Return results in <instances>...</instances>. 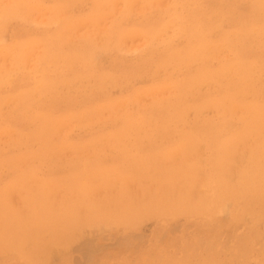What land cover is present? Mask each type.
Listing matches in <instances>:
<instances>
[{
	"label": "rangeland",
	"instance_id": "obj_1",
	"mask_svg": "<svg viewBox=\"0 0 264 264\" xmlns=\"http://www.w3.org/2000/svg\"><path fill=\"white\" fill-rule=\"evenodd\" d=\"M10 1L0 264H264V0Z\"/></svg>",
	"mask_w": 264,
	"mask_h": 264
},
{
	"label": "bare ground",
	"instance_id": "obj_2",
	"mask_svg": "<svg viewBox=\"0 0 264 264\" xmlns=\"http://www.w3.org/2000/svg\"><path fill=\"white\" fill-rule=\"evenodd\" d=\"M11 1L13 2V0H11ZM11 1H10V2H11ZM14 1H15V0H14ZM16 1H17V0H16ZM16 1H15V2H16ZM18 1H19V0H18ZM33 1H34V0H33ZM81 1H82V0H81ZM91 1H92V0H91ZM113 1H114V0H112V2H113ZM115 1H116V0H115ZM126 1H127V0H126ZM132 1H133V0H129V2H132ZM152 1H153V0H150V3H152ZM155 1H156V0H155ZM158 1H159V0H158ZM184 1H185V0H184ZM19 2H20V1H19ZM21 2H23V0H21ZM21 2H20V3H21ZM129 2H128V3H129ZM144 2L146 3V0H145ZM144 2L142 1L141 5H142V4L144 5ZM153 2H154V1H153ZM165 2H166V1H165ZM169 2H170V1H169ZM171 2H172V1H171ZM77 3H78V2H77ZM79 3H80V1H79ZM119 3H121V2L119 1ZM126 3H127V2H126ZM126 3H125V4H126ZM7 4H8V3H6V5H7ZM113 4H116V3L113 2ZM129 4H131V3H129ZM129 4H128V5H129ZM133 4H135V3H133ZM139 4H140V3H139ZM146 4H147V3H146ZM146 4H145V5H146ZM148 4H149V1H148ZM34 5H36V4H34ZM128 5H125V6H128ZM143 5H142V8L144 9ZM153 5H155V6H159V5H157V3H155V4L153 3ZM153 5L151 4L150 6L152 7ZM164 5H165V4H164ZM164 5H162V7H163ZM166 5H167V2H166ZM169 5H170V4H169ZM120 6H121V5H120ZM138 6H139V5H138ZM146 6H147V5H146ZM195 6H196V5H195ZM203 6H204V5H203ZM32 7H33V6H32ZM113 7H114V8H117V9H115V10H118V11H119V9H120L119 6L117 7V5H116V7H115V5H114ZM136 7H137V6H136ZM159 7H161V6H159ZM29 8H30V7H29ZM118 8H119V9H118ZM124 8H126V7H124ZM154 8L156 9V7H154ZM38 9H40V8H38ZM137 9L140 10L141 8L139 7V8H137ZM143 9H141V10H143ZM175 9H176V8H175ZM181 9H182V8H181ZM181 9H180V10H181ZM12 10H13V9H12ZM235 11H236V10H235ZM0 12H1V11H0ZM10 12H11V11H9V14H11ZM35 12H36V11H35ZM143 12H144V11H143ZM179 12H180V11H179ZM14 13L16 14V12H14ZM18 13H19V12H18ZM181 14H182V13H181ZM234 14H235V13H234ZM7 15H8V14H6V17H7ZM4 16H5V15H4ZM15 16H16V15H15ZM24 16H25V15H24ZM38 16H39V15H38ZM38 16H37V17H38ZM91 16H92V15H91ZM91 16H90V17H91ZM99 16H101V14H100ZM103 16H105V15H103ZM107 16H108V15H107ZM234 16H235V15H234ZM49 17H50V16H49ZM105 17H106V16H105ZM246 17H247V16H246ZM34 18H36V16H35ZM44 18H46V17H44ZM56 18H58V17H56ZM56 18H55V19H56ZM59 18H60V17H59ZM99 18H100V17H99ZM102 18L104 19V17H101V19H102ZM37 19H38V18H37ZM96 19H97V18H96ZM105 19H106V18H105ZM87 20H88V19H87ZM87 20H84V21H81V22L84 23V22H87ZM98 20H99V19H98ZM186 20H187V19H186ZM39 21H40V20H39ZM45 21H46V20H45ZM89 21H91V20L89 19ZM89 21H88V22H89ZM98 22H99V21H98ZM82 23H81V24H82ZM92 23L94 24V20L91 21V24H92ZM45 24H46V23H45ZM78 24H79V23H78ZM91 24H90V26H91ZM95 24H96V22H95ZM98 24H99V23H98ZM100 24H102V20H100ZM34 25H36V24H34ZM79 25H80V24H79ZM103 25H104V23L102 24V29L105 30V28H103ZM173 25H174V24H173ZM184 25H185V24H184ZM77 26H78V25H77ZM81 26H82V25H81ZM87 26H88V24H87ZM87 26H86V27H87ZM90 26H89V27H90ZM98 26H99V25H97L95 28H94V26H93V27L91 26V27H92V29H93V28H94V29H97ZM168 26H169V25H167V27H168ZM203 26H204V25H203ZM79 27H80V26H79ZM89 27H87V28H89ZM91 27H90V28H91ZM221 27H222V26H221ZM39 28H40V27H39ZM83 28L85 29V27H83ZM83 28H82V29H83ZM90 28H89V29H90ZM98 28H99V30L101 29L100 27H98ZM84 29H83V30H84ZM89 29H87V30H89ZM102 29H101V30H102ZM252 29H253V27H252ZM101 30H100V31H101ZM166 30H167V29H166ZM254 30H255V29H254ZM256 30H257V29H256ZM84 31H85V30H84ZM105 31H106V30H105ZM40 32H41V31H40ZM77 32H78V31H77ZM85 32H86V31H85ZM90 32H91V31H90ZM90 32H89V33H90ZM94 32H98V30H96V31H94ZM101 32H102V31H101ZM133 32H134V31H133ZM165 32H166V31H165ZM167 32H168V30H167ZM169 32H170V31H169ZM79 33H82V32L80 31ZM86 33H87V32H86ZM92 33H93V32H92ZM92 33H91V35H93ZM177 33H178V32H177ZM229 33H231V32H229ZM232 33H233V32H232ZM34 34H35V33H34ZM96 34H97V33H96ZM96 34H95V36H96ZM98 34H99V32H98ZM101 34H102V36L99 35L100 38H101V37H104V36H103V33H101ZM133 34H134V33H133ZM135 34H136V33H135ZM135 34L132 35V36H135ZM138 34H139V33H138ZM141 34H142V33H141ZM182 34H183V33H182ZM86 35H88V33H87ZM105 35H106V34H105ZM128 35H129V34H128ZM130 35H131V34H130ZM136 35H137V34H136ZM171 35H172V34H171ZM236 35H237V34H236ZM240 35H242V34H240ZM89 36H90V34H89ZM141 36H142V35H141ZM143 36H145V35H143ZM161 36H163V35L161 34ZM206 36H207V35H206ZM47 37H48V36H47ZM97 37H98V36H97ZM97 37L95 38V40H96V39L98 40L99 37H98V38H97ZM126 37H127V34H126ZM137 37H140V36H137ZM145 37H146V36H145ZM157 37H158V35H157ZM157 37H154V38H157ZM159 37H160V36H159ZM167 37H168V36H167ZM263 37H264V36H263ZM263 37H262V38H263ZM63 38H64V37H63ZM93 38H94V37H93ZM103 39H105V38H103ZM144 39H145V38H144ZM144 39H143V40H144ZM148 39H149V38H147L146 42H148ZM258 39H259V38H258ZM100 40H101V39H100ZM170 40H171V39H170ZM71 41H73V40H71ZM92 41H93V39H92ZM98 42H99V41H98ZM98 42H96V43H98ZM244 42H245V41H244ZM0 43H1V42H0ZM24 43H25V42H24ZM25 44H28V42L25 43ZM146 44H147V43H146ZM76 45H77V44H76ZM96 45H97V44H96ZM96 45H94V46H96ZM235 45H236V44H235ZM147 46H148V45H147ZM210 46H211V45H210ZM218 46H219V45H218ZM33 47H34V46H33ZM237 47H239V46H237ZM26 48H27V47H26ZM26 48H25V49H26ZM34 48H35V47H34ZM36 48H37V47H36ZM221 49H222V48H221ZM38 50H39V49H38ZM38 50H37V51H38ZM40 50H41V49H40ZM40 50H39V51H40ZM195 50H196V49H195ZM219 50H220V48H219ZM235 50H236V49H235ZM39 51H38V52H39ZM131 51H132V50H131ZM156 51H157V50H156ZM221 51H223V50H221ZM13 52H14V51H13ZM35 52H36V51H35ZM24 53H25V52H24ZM39 53H40V52H39ZM50 53H51V51H50ZM98 53H99V52H98ZM98 53H97V54H98ZM215 53H216V52H215ZM30 54H31V53H30ZM30 54H29V56H30ZM95 54H96V53H95ZM229 54H231V53H229ZM235 54H236V53H235ZM235 54L233 55V57H232L231 55H229L228 57L230 58V56H231L232 58H234V56H236ZM4 55H5V54H4ZM8 55H9V54H8ZM36 55H37V54H36ZM191 55H193V53H192ZM214 55H215V54H214ZM219 55H220V53H219ZM1 56L3 57V55H0V58H1ZM32 56H34V55H32ZM196 56H197V55H196ZM5 57L8 58L9 56L6 55ZM5 57H3V58L0 59V60L3 61V59H4ZM217 57H218V56H217ZM210 58H211V56H210ZM8 59H9V58H8ZM226 59H227V58H226ZM230 59H231V58H230ZM9 60H10V59H9ZM28 60H29V59H28ZM28 60H27V62H28ZM31 60H32V58H31ZM33 60H34V59H33ZM33 60H32V62H31V64H33V62H34V63L36 62V59H35L34 61H33ZM153 60H154V59H153ZM207 60H208V59H207ZM1 61H0V62H1ZM5 61H6V59H5ZM103 61H104V60H103ZM27 62H25V63H27ZM146 62H147V61H146ZM243 63H244V62H243ZM6 64H7V63H6ZM27 64L29 65V63H27ZM0 65H1V64H0ZM19 66H20V65H19ZM19 66H16V65H15L14 70L17 69V67L19 68ZM25 66H27V65H25ZM34 66L36 67V65H34ZM57 66H58V65H57ZM4 67H5V66H4ZM6 67H7V66H6ZM86 67H87V65H86ZM1 68H2V67H1ZM1 68H0V69H1ZM11 68H13V67H11ZM11 68H10V70L12 71ZM28 68L32 69V67H30V66H29ZM87 68H88V67H87ZM7 69H8V68H6V70H7ZM25 69L27 70L26 67H25ZM229 70H230V69H229ZM0 71H1V70H0ZM19 71H21V70H19ZM29 71H30V70H29ZM67 71H68V70H67ZM17 72H18V71H17ZM30 72H32V70H31ZM69 72H71V71L69 70ZM144 72H145V71H144ZM229 72L231 73V71H229ZM27 73H28V72H27ZM65 73H66V72H65ZM224 73H225V72H224ZM30 74L32 75L33 73H30ZM42 74H43V73H42ZM174 74H175V73H174ZM262 74H263V73H262ZM10 75H11V74H10ZM44 75H45V74H44ZM29 76H30V75H29ZM168 76H169V75H168ZM262 76H263V75H262ZM158 77H159V76H158ZM165 77H166V76H165ZM171 77H172V76H171ZM234 77H235V76H234ZM234 77H233V78H234ZM163 78H164V77H163ZM253 78H254V77H253ZM33 79H35V78H33ZM152 79H153V78H152ZM177 79H179V78H177ZM217 79H218V78H217ZM50 80H52V79H50ZM28 81H29V80H28ZM157 81H158V80H157ZM245 81H246V80H245ZM1 83H2V82H1ZM26 83H27V82H26ZM147 83H148V82H147ZM122 85H123V84H122ZM130 85H131V84H130ZM20 86H21V84H20ZM215 86H216V85H215ZM37 87H38V86H37ZM209 87H210V85H209ZM101 88H102V87H101ZM116 89H117V88H116ZM208 89H209V88H208ZM220 89H221V88H220ZM13 90H14V89H13ZM34 90H35V89H34ZM220 91H221V90H220ZM35 92H36V91H35ZM56 92H57V91H56ZM93 92H94V91H93ZM177 92H178V91H177ZM231 92H232V91H231ZM219 93H220V92H219ZM2 95H3V94H2ZM70 95H71V94H70ZM173 95H174V94H173ZM186 95H187V94H186ZM218 95H219V94H218ZM34 96H35V95H34ZM93 97H94V95H93ZM185 97H186V96H185ZM38 98H39V97H38ZM39 99H40V98H39ZM7 100H8V99H7ZM25 100H26V99H25ZM234 100H235V99H234ZM90 101H91V100H90ZM124 101H125V100H124ZM124 101H123V102H124ZM5 102H6V101H5ZM123 102H122V105H123ZM224 102H225V101H224ZM21 103H22V102H21ZM32 103H33V102H32ZM17 104H18V103H17ZM117 104H118V103H117ZM125 104H126V103H125ZM176 104H177V103H176ZM176 104H175V105H176ZM126 105H127V104H126ZM175 105H174V106H175ZM30 106H31V105H30ZM117 106H119V105H117ZM43 107H44V106H43ZM115 107H116V106H115ZM176 107H177V105H176ZM232 107H233V106H232ZM101 108H102V107H101ZM121 108H122V107H121ZM157 108H158V107H157ZM234 108H236V106H235ZM240 109H241V108H240ZM129 110H130V109H129ZM146 110H147V109H146ZM231 110H233V109H231ZM236 110H237V109H236ZM174 111H176V110H174ZM17 112H18V111H17ZM137 112H138V111H137ZM237 112H238V111H237ZM3 114H4V113H3ZM226 114H228V113H226ZM244 114H245V113H244ZM0 115H1V114H0ZM15 115H16V113H15ZM19 115H22V114H19ZM7 116H8V115H7ZM127 116H128V114H127ZM127 116H126V117H127ZM81 117H82V116H81ZM81 117H80V118H81ZM16 118H17V117H16ZM38 118H39V117H38ZM4 119H5V118H4ZM9 119H10V118H9ZM9 119H8V121H9ZM24 119H25V118H24ZM15 120H16V119H15ZM15 120H14V121H15ZM116 120H117V119H116ZM158 120H159V119H158ZM8 121H7V122H8ZM35 121H36V120H35ZM58 121H59V120H58ZM58 121H57V122H58ZM105 121H106V120H105ZM105 121H104V122H105ZM168 121H169V120H168ZM225 121H226V120H225ZM57 122H56V123H57ZM52 123H53V122H52ZM61 123H62V122H61ZM71 123H72V122H71ZM73 123H74V122H73ZM95 123H96V122H95ZM115 123H116V122H115ZM172 123H173V122H172ZM233 123H234V122H233ZM53 124H54V123H53ZM91 124H92V122H91ZM55 125H56V124H55ZM73 125H74V124H73ZM92 125H93V124H92ZM163 125H164V124H163ZM50 126H51V125H50ZM60 126H62V125H60ZM65 126H66V125H65ZM65 126H64V128H65ZM79 126H80V125H79ZM87 126H88V125H87ZM102 126H103V125H102ZM56 127H57V129H58L59 126L57 125ZM66 127H67V126H66ZM72 127H73V126H72ZM72 127H68L67 129H69V131H71V130H72ZM60 128L62 129V127H60ZM60 128H59V129H60ZM178 128H179V127H178ZM61 129H60V130H61ZM67 129H66V131H64V132L67 133ZM70 129H71V130H70ZM73 129H74V128H73ZM75 129H76V128H75ZM99 129H100V128H99ZM62 130H63V129H62ZM84 130H85V129H84ZM87 130H88V129H87ZM9 131H11V130H9ZM57 131H58V130H57ZM54 133H55V132H54ZM56 133H57V132H56ZM56 133H55V134H56ZM58 133H60V132L58 131ZM66 133L64 134V133L62 132V134H64L65 136H66ZM154 133H155V132H154ZM14 134H15V133H14ZM14 134H13L12 136H14ZM67 134H68V133H67ZM133 134H134V133H133ZM57 135H59V134H57ZM57 135H56V136H57ZM10 136H11V135H10ZM60 136H61V139H62V137H64V138L66 139L65 136H62L61 134H60ZM68 136H69V135H68ZM68 136H67V137H68ZM70 136H71V135H70ZM22 137H23V136H22ZM5 138H6V137H5ZM5 138H4V140H5ZM64 138H63V139H64ZM13 139H14V138H13ZM0 140H1V139H0ZM21 140H22V139H21ZM13 141H14V140H13ZM41 141H42V140H41ZM41 141H40V142H41ZM5 142H6V141H5ZM7 142H8V141H7ZM8 143L10 144V142H8ZM22 143H24V142H22ZM4 144H5V143H4ZM15 144H16V142H15ZM2 145H3V144H2ZM12 145H13V144H12ZM4 146H5V148H6L7 146L9 147L8 144H7V146H6V145H4ZM20 146H21V145H20ZM20 146H19V147H20ZM21 147L23 148V145H22ZM2 148H3V146H2ZM22 148H21V149H22ZM24 148H25V147H24ZM26 148H27V147H26ZM26 148H25V149H26ZM13 149H14V146H13ZM22 150H23V149H22ZM26 150H27V149H26ZM20 151H21V150H20ZM11 154H12V153H11ZM13 154H14V153H13ZM29 158H30V157H29ZM32 158H33V157H32ZM33 159H34V158H33ZM31 160H32V159H31ZM27 161H28V159H27ZM27 161H25V162L27 163ZM28 162H29V161H28ZM30 162H31V161H30ZM30 162H29V164H31ZM33 162H34V161H33ZM38 162H39V161H38ZM34 163H35V162H34ZM39 163H40V162H39ZM44 163H45V162H44ZM9 166H10V165H9ZM18 166H19V165H18ZM18 166H17V167H18ZM20 166H21V165H20ZM44 166H45V165H44ZM56 166H57V165H56ZM15 167H16V166H15ZM25 168H26V167H25ZM26 169H27V168H26ZM34 169H35V168H34ZM44 169H45V168H44ZM55 169H56V168H55ZM37 171H38V170H37ZM46 171H47V170H46ZM49 171H50V170H49ZM24 172H25V171H24ZM85 173H86V172H85ZM90 173H91V172H90ZM98 174H99V173H98ZM106 174H108V173H106ZM83 175H84V174H83ZM102 175H103V173H102ZM92 177H94V178H96V179L98 178V177L93 176V174H92ZM92 177H89V176H88L87 178L90 179V178H92ZM87 178H86V180H88ZM83 180H84V179H83ZM86 180H85V181H86ZM94 180H95V179H94ZM107 180H108V179H107ZM80 181H81V180H80ZM90 181H91V179H90ZM90 181H88V182H90ZM96 182H97V181H96ZM21 184H22V183H21ZM100 184H101V183H100ZM24 185H25V184H24ZM26 186H27V185H26ZM68 190H69V189H68ZM6 192H7V191H6ZM9 192H10V190H9ZM4 193H5V192H4ZM7 193H8V192H7ZM7 193H6V194H7ZM6 194H5V195H6ZM9 194H10V193H9ZM9 194H8V195H9ZM5 195H4V196H5ZM20 195H21V194H19V196H20ZM9 196H10V195H9ZM9 196H8V197H9ZM6 199H8V198H6ZM10 200H11V199H10ZM10 200H7V201L10 202ZM12 200H13V198H12ZM12 200H11V203L14 204V205H16L17 202H16V204L13 203V201L15 202L16 200H13V201H12ZM22 200H23V199H22ZM7 201H6V202H7ZM12 204H11V206H13ZM17 206H18V205H17ZM13 207H14V206H13ZM17 208H18V207H17ZM24 209H25V208H24ZM3 218H4V217H3ZM29 221H30V220H29ZM42 240H43V239H42ZM21 241H23V240H21ZM21 241H20V243H21ZM38 241H39V240H38ZM8 256H9V255H8ZM7 259H8V258H7Z\"/></svg>",
	"mask_w": 264,
	"mask_h": 264
}]
</instances>
